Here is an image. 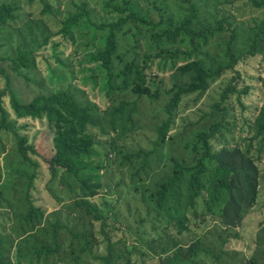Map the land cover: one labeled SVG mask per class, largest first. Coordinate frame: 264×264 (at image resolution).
I'll return each mask as SVG.
<instances>
[{"label":"rangeland","instance_id":"rangeland-1","mask_svg":"<svg viewBox=\"0 0 264 264\" xmlns=\"http://www.w3.org/2000/svg\"><path fill=\"white\" fill-rule=\"evenodd\" d=\"M12 1L19 3L21 11L5 30L6 44L0 48V92L6 87L2 71L12 77V86L23 101L29 102L41 92L71 90L82 104L95 107L92 113L98 124L90 128L94 141L77 139L62 154V160L70 159L76 173L58 167L52 174L48 161L55 155L54 144L62 141L59 133L70 128L68 121L80 125L79 116L63 110V118L53 115L23 129L34 142L36 151L30 150L29 154L35 162L23 159L10 130L0 129V237L5 241L4 257L12 264H103L97 254H106L103 238L109 234L116 248L115 258H119L117 264H161V259L175 251L178 244L190 245L199 240L205 264H264L263 136L245 142L237 129L219 133L212 140L214 153L234 170L228 196L208 201L199 198L192 204L187 174L168 193L163 207L155 199L160 185L172 175L173 155L193 160L189 144L194 143L200 129L212 122L204 117L232 74L218 77L206 90L184 93L171 128L173 138L157 143V127L168 117L169 100L178 91L173 88L175 81L190 82V74L181 73L172 63L154 59L148 84L152 89L161 87V96L138 97L130 87L123 93L131 92L128 98L138 100V108L130 119L128 112L114 115L120 101L115 93L109 94L107 74L92 59L107 32L97 29L85 15L68 31L63 29L66 16L79 10L83 2L95 11L97 22L111 15L107 1L124 7L133 5L156 21L179 18L187 12L188 5L183 0H46L51 10L44 11L41 0L0 3ZM194 2L203 8L201 13L208 22H215L216 14L241 11L243 19H235L232 25L238 31L235 50L251 48L257 32L253 17L257 14L251 11L254 5L245 4L248 0ZM233 33L227 28L199 38L195 58L210 56L212 62L220 61ZM139 37L131 32L120 36L118 54L124 55L126 61L146 50L144 39L140 44L136 42ZM18 46L22 48L20 54ZM185 47L192 46L186 42ZM120 59L121 56L116 59L118 68L123 65ZM244 67L248 72L245 78L253 86L249 103L258 104L264 94L258 80L264 76V48ZM235 104L242 115L244 109L237 99ZM4 105L12 112L7 95ZM218 163L206 160L207 186L216 175ZM28 198L45 208L41 221L33 225L23 219ZM79 200L107 211L108 220L97 219L85 205H79ZM54 230L59 234L60 250L46 257L45 244L55 246ZM97 238L103 244H96L91 252L87 246Z\"/></svg>","mask_w":264,"mask_h":264},{"label":"trees","instance_id":"trees-1","mask_svg":"<svg viewBox=\"0 0 264 264\" xmlns=\"http://www.w3.org/2000/svg\"><path fill=\"white\" fill-rule=\"evenodd\" d=\"M27 1L32 3L36 0ZM41 1L44 4L43 10L50 11L47 1ZM183 1L188 5V10L179 18L171 16L167 19L156 21L144 15L133 5L127 4L124 7L107 1L106 5L111 9V15L101 18L99 22H97L98 18L95 17V11L90 8L87 2H83L79 6V10L69 13L63 21V29L68 31L80 17L85 15L96 25L97 29L107 32L102 47L97 50L92 59L96 66L107 74L106 78L108 83L111 84L109 86V94L115 93L116 99L120 101L119 107L112 112L114 115L128 112L130 119V115L133 116V112L138 108L139 101H131L128 98L131 92L128 94L123 93L130 87H132L133 93L138 94V97L144 95L149 97L161 96V87L152 89L151 85L148 84L150 82L149 70L152 68L154 59L160 58L161 62L164 61L163 63H172V66L177 67L181 73L190 74V79H188L190 82L181 84L177 83L178 80L175 81L173 88H178V91L174 95L168 90L173 96L169 100L166 110L168 117L157 127V143L173 138L171 128L184 93L206 90L211 82L218 77L227 73L232 74L221 88L211 111L204 117L211 118L212 122L200 129L194 136V143L192 145L189 144L193 149V160L190 162L187 158L173 155L174 167L172 175L160 185L155 195L156 203L159 207L164 206L168 193L187 174H190L188 184L190 186L189 196L192 204H195L199 198L208 201L209 199L215 200L228 196L233 188L234 170L228 164L220 161L218 153H214L212 140L219 133H233L237 129L240 138L245 142L250 139L253 142L259 140L261 136L264 137V94L258 104L249 103L248 99L253 86L245 78L248 72H246L244 67L246 63H249L250 59L260 56L261 49L264 48V0H248L245 3L249 7L254 5L251 11H255L257 14L253 17V20L257 23V32L251 48L240 52L235 50L238 31L232 25L235 19L239 21L243 19L241 18V11L228 13L225 16L216 14L214 16L215 22H208L201 13L203 8L198 6L194 0ZM19 11H21V6L18 2L0 3V48L6 44V40H3L5 38V30L11 22L19 18ZM227 28L233 29L234 33L232 38L225 44L226 54L223 59L218 62H212L210 56L206 59L195 58L194 55L199 49V38L206 36L208 33L219 32ZM128 32H131L132 36H141L137 38L136 42L140 44L144 39L146 50L134 53L132 59L126 61L124 55L118 54V46L120 36ZM186 42H189L192 47H185ZM21 49L18 46L19 54L22 52ZM120 56V63L122 62L123 65L118 68L116 59ZM183 60H187V62L183 64ZM94 70H96V67L93 68ZM2 72L6 78V87L0 92V129H8L14 134L17 139L18 151L24 160L35 162L29 151H36L34 142H30V135L23 131L24 128H28L32 122L42 121L44 118L53 115L59 119L63 118V110L73 116L80 117V125H77L76 122L68 121L70 128L63 129L59 133L62 141L59 144H54L55 155L48 161L52 174L55 173L58 167H66L65 170L76 173V170L72 169L70 159L62 160V154L71 144H75L77 139L82 140L83 138L85 140L86 138L88 143L95 140V134L90 130L91 127H96L98 124L92 113L95 107L89 103L82 104L76 98V93L71 90L52 94L41 92L31 101H23L12 86V77L6 71ZM20 74L26 76L24 73L20 72ZM258 80L264 89V76L259 77ZM114 85L119 88V92H122V94L116 90ZM6 95L9 96L12 112L4 105ZM235 99L240 102L244 109L242 115L235 108ZM19 121H22L23 124L19 125ZM206 160H218L219 162L216 175L208 186L204 182V175L207 171ZM28 203L29 207L23 219L27 225H33L41 221L45 208L37 205L34 200L29 198ZM78 203L81 206L85 205V208L93 213L97 219L108 220L107 211L100 209V207L90 201L79 200ZM98 238L87 246L91 252L95 251L96 244L100 247L102 246L103 243ZM53 239L55 241L54 248L45 244L44 253L46 257L54 256L60 250L59 234L56 230H54ZM103 240L106 242V254H97V258L103 264H117L119 258H115L116 248L112 237L106 234ZM96 241L97 243H95ZM4 244L5 241L0 237V264H12L3 255ZM202 249L203 245L200 240L190 245L178 244V248L175 251L170 252L161 259V264H205V260L201 255ZM125 264L133 263L128 261Z\"/></svg>","mask_w":264,"mask_h":264}]
</instances>
